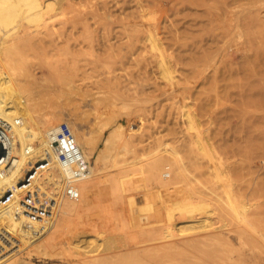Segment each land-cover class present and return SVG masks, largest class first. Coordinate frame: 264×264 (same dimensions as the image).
<instances>
[{
	"label": "rangeland",
	"instance_id": "1",
	"mask_svg": "<svg viewBox=\"0 0 264 264\" xmlns=\"http://www.w3.org/2000/svg\"><path fill=\"white\" fill-rule=\"evenodd\" d=\"M63 4L64 15L59 18L39 27L25 25L32 39L9 54L13 66L37 78L32 98L42 106L41 113L70 110L81 130L92 131L100 140L112 122L104 129L98 122L116 102L120 141L141 150L158 139L171 142L177 135L185 139L186 104L226 170H231L230 181L216 180V192L223 195V182L233 184L228 187L245 195L249 212L260 213L256 216L263 231L264 0H64ZM151 30L176 76L172 84L162 79L161 54L147 37ZM48 87L55 92L54 110L46 99ZM103 96L107 101L97 103ZM106 214L107 231L100 236L104 247L122 241L123 234L137 227H127L110 211ZM155 218L150 223L161 241L195 234L189 225H175L173 220L167 225ZM229 218L227 229L217 224L212 231H221L223 240L239 247L238 233L233 231L237 223ZM92 255L69 261L62 254H35L32 261L76 264Z\"/></svg>",
	"mask_w": 264,
	"mask_h": 264
},
{
	"label": "bare ground",
	"instance_id": "2",
	"mask_svg": "<svg viewBox=\"0 0 264 264\" xmlns=\"http://www.w3.org/2000/svg\"><path fill=\"white\" fill-rule=\"evenodd\" d=\"M63 2L0 0V118L10 125L9 135L16 143L14 153L18 157L16 169L0 177V231L15 237L0 264H36L32 261L35 254H62L69 261L95 254L76 260V264H264V230L256 216L260 213L249 212L245 195L228 187L233 184L223 182V195L216 192V180L230 181L231 170H226L223 158L206 138L195 114L185 109L186 104L182 114L185 139L181 141L173 133V141L157 138L155 143L139 147L141 150L120 141L122 124L115 117L116 102H111L110 110L102 113L107 117L98 122L103 129L112 122L100 140L92 131H82L70 110L59 114L54 110L52 88L48 87L46 99L54 111L41 113L42 106L32 98L37 93L33 86L37 78L13 66L9 54L21 42L32 39L25 25L39 27L64 15ZM147 37L161 54L162 79L172 84L176 76L159 40L152 30ZM71 88L77 94L79 88ZM108 97L96 101L100 104ZM63 123L72 129L89 162V172L82 179L74 178L71 168L64 167L53 145ZM67 186L79 192L77 199L64 195ZM46 187L51 202L41 208L45 212L25 208L22 202L29 193L34 196L33 206L42 207L39 201L44 199L41 194L37 198L36 191ZM97 208L101 209L98 214L94 212ZM107 211L127 227H137L123 234L122 241L104 247L100 236L107 231ZM225 216L238 224L231 231L238 233L239 247L223 240L221 231H212L217 224L227 229ZM155 217L167 225L169 220L175 225H189L195 234L161 241L153 230L155 224L150 223Z\"/></svg>",
	"mask_w": 264,
	"mask_h": 264
},
{
	"label": "built area",
	"instance_id": "3",
	"mask_svg": "<svg viewBox=\"0 0 264 264\" xmlns=\"http://www.w3.org/2000/svg\"><path fill=\"white\" fill-rule=\"evenodd\" d=\"M9 132L10 125L0 118V177L12 173L18 164V157L14 153L16 143L9 135ZM53 145L59 154L61 163L64 167L71 168V175L74 178L82 179L87 176L89 172V162L85 159L84 154L77 144L72 129L67 123L61 124L58 138L53 142ZM29 194L30 196L27 194L24 198V202H22L25 208L45 212L41 208L51 202V196L47 187L45 189L39 188V191H36L37 198H39L41 194L44 199L39 201L40 206L42 207L35 208L31 203L34 196L31 195V193ZM64 195L72 199H77L79 197V192L74 187L67 186L64 189ZM44 228L45 227H42L40 232L43 231ZM14 239L15 237L9 235L8 232H5L4 230L0 231V258L3 257L8 249L13 246Z\"/></svg>",
	"mask_w": 264,
	"mask_h": 264
}]
</instances>
